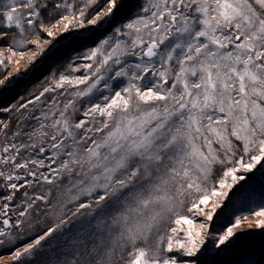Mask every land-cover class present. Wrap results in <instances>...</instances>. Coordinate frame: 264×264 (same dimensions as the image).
Segmentation results:
<instances>
[{
	"label": "snow or ice",
	"instance_id": "6c2138e0",
	"mask_svg": "<svg viewBox=\"0 0 264 264\" xmlns=\"http://www.w3.org/2000/svg\"><path fill=\"white\" fill-rule=\"evenodd\" d=\"M124 6L0 0L5 68L40 33H101L0 107V247L36 233L13 264H190L241 170L264 169V0H136L117 21ZM251 214L264 229V201Z\"/></svg>",
	"mask_w": 264,
	"mask_h": 264
},
{
	"label": "trees",
	"instance_id": "16d2710c",
	"mask_svg": "<svg viewBox=\"0 0 264 264\" xmlns=\"http://www.w3.org/2000/svg\"><path fill=\"white\" fill-rule=\"evenodd\" d=\"M136 0H125V6L121 12L117 13L116 20L125 17L132 9ZM116 21H114L115 23ZM55 23V20L52 21ZM110 29V25L106 26ZM97 33L96 35H100ZM96 35H92V30L86 33H68L57 41H61L51 51L47 52L41 60H37L31 65V69H27L25 73L17 77H10L5 85H0V107H12L19 102H24L32 98L29 94H39L43 87L46 86L47 78L62 69L77 52L83 50L84 45H90L95 39ZM41 39L45 37V33H40ZM6 41H0V47H3ZM30 45H27L22 51L29 50ZM46 52V51H45ZM29 70V71H28ZM6 69L0 66V79H4ZM23 98V99H21ZM38 114V113H37ZM15 115V114H14ZM8 113L0 112V119H9ZM13 125H15L14 116L12 118ZM220 170L217 171V178L220 175ZM248 181L241 184L231 192V199L227 201L225 207L230 208L231 200H247L248 205L254 203V207H241L239 212L248 213L261 205L264 201V169L254 170L248 175ZM246 188V189H245ZM221 220L216 219L215 222L220 224ZM223 222V221H222ZM31 241V240H30ZM28 242V241H27ZM25 242V243H27ZM217 264H264V239L253 240L248 243L240 244L237 249L226 253Z\"/></svg>",
	"mask_w": 264,
	"mask_h": 264
},
{
	"label": "rangeland",
	"instance_id": "374dc122",
	"mask_svg": "<svg viewBox=\"0 0 264 264\" xmlns=\"http://www.w3.org/2000/svg\"><path fill=\"white\" fill-rule=\"evenodd\" d=\"M91 29H85L82 30V32H76V33H86L87 31H90ZM73 34V33H72ZM66 35V34H65ZM65 35H57L55 39L48 37L47 33H45V37L41 39V45H43L44 41L51 40L52 43L47 46L45 51L37 56L33 63L29 64L28 60L29 57L33 56V53L38 51V49L31 45V48L29 50L23 51L24 56L23 59H21L20 55H16L12 57L13 63L8 66L6 69V76L8 77H17L18 75L25 73L27 69H31V65L34 64L37 60H41L43 56L51 51L55 46L58 45L59 42L57 41L59 38H62ZM10 52H5V56H10ZM16 61H19V63H16ZM17 69H19V72H17ZM28 70V71H29ZM222 173L220 172V175ZM239 174L246 175L245 181L238 182L233 189L229 190V196L226 198H223V203L220 205L219 208H217L216 213L214 214L213 220L211 222H208V228L207 233L208 235L205 237V244L201 247V250L197 255L193 258H188L190 261V264H217L219 260L228 252L234 251L237 249V247L240 246V244L248 243L253 240H262L264 239V229H257L255 227V221L257 219H260L259 217H255L251 214L253 210H256L257 208H254L252 210H248V213L239 212L241 207H246V205L249 208L254 207V203L252 202V205H248L247 200H231V203H234L231 205L230 208L225 207V204L229 199H231V192L235 190L238 186H240L243 183H246L248 180V174L241 172ZM219 175V176H220ZM219 178V177H218ZM228 182L231 183V178L228 179ZM246 189V188H245ZM216 200H219L220 198H215ZM213 201L210 200L209 204L206 206L208 211H211ZM186 211V209H185ZM241 218L240 226L238 228H233L234 236L229 240L226 241L224 245H221L220 247H216V244L218 243V239L220 235H223L224 232L227 230L228 227L232 226L237 218ZM197 223L205 222L206 218L203 215H197L196 216ZM220 219L221 223L217 224L215 220ZM223 221V222H222ZM36 233L30 234V237H25L23 242H17V245L12 246H5L0 247V264H13V257L12 252L21 250L22 247L26 244L25 242L29 243L31 242V238H34Z\"/></svg>",
	"mask_w": 264,
	"mask_h": 264
}]
</instances>
